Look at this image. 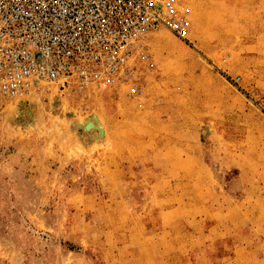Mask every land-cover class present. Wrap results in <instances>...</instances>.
<instances>
[{"label": "rangeland", "instance_id": "1", "mask_svg": "<svg viewBox=\"0 0 264 264\" xmlns=\"http://www.w3.org/2000/svg\"><path fill=\"white\" fill-rule=\"evenodd\" d=\"M182 1L192 18L190 43L166 27L146 39L156 67L138 72L141 105L127 85L0 96V264L255 259L263 246L253 221L264 210V0ZM237 19L244 28L233 27ZM182 117L191 127L175 128ZM92 118L97 126L87 127ZM209 126L230 138V153L239 139L247 151L242 170L210 159L217 153ZM174 128L193 131L214 189L200 186L203 170L195 173L197 186L184 187L187 174L134 156L141 135L150 136L151 147L169 148L170 140L157 144L155 133ZM114 164L122 169L126 204L120 189L114 195L107 186ZM112 225L132 235H106Z\"/></svg>", "mask_w": 264, "mask_h": 264}, {"label": "built area", "instance_id": "2", "mask_svg": "<svg viewBox=\"0 0 264 264\" xmlns=\"http://www.w3.org/2000/svg\"><path fill=\"white\" fill-rule=\"evenodd\" d=\"M189 15L182 0H0V96L127 85L141 105L148 34L166 27L190 43Z\"/></svg>", "mask_w": 264, "mask_h": 264}, {"label": "crops", "instance_id": "3", "mask_svg": "<svg viewBox=\"0 0 264 264\" xmlns=\"http://www.w3.org/2000/svg\"><path fill=\"white\" fill-rule=\"evenodd\" d=\"M192 19V18H191ZM237 22V23H236ZM240 22V23H238ZM257 24V21L254 20V24ZM228 24V23H226ZM225 26H229L231 27V25H226ZM235 27H242L244 28V21H240L239 19L235 20V23H232ZM255 26V25H253ZM161 28L156 29L154 31H151L147 38L149 39V37L151 35H155L156 36V32H158ZM191 30V29H190ZM243 32H241L242 34ZM236 37L238 38L239 36L236 34ZM178 38V37H176ZM180 39V38H178ZM183 41V40H182ZM177 42V41H176ZM184 43H186L185 41H183ZM154 59H153V63H154ZM154 67H156V64L154 65ZM183 118V117H182ZM181 119V118H180ZM178 119V121L176 122L175 128L177 127H191V119L188 117H185L183 119ZM180 120V121H179ZM209 122H212V120H208L207 124H209ZM157 126L159 124L162 123V121H158L157 122ZM175 128L172 131H158L155 133V138L156 140H158L159 144V140H170V147L166 148L163 143L161 145H156L151 147L150 144H147V141L150 139V136H142L141 135V146L139 148V150L137 149H133V154L134 156L136 154H138L141 157H149L150 160L152 161V165L156 166V168L161 169V168H165L166 166H170V168H172L174 171H177L182 174H187L186 180H185V184L183 185L184 187H189L192 188L193 186H197L196 185V174L198 170H203L206 172V180H204V183L202 185H200L203 188H209V189H214V181L212 179V175H211V169L208 167L207 162H204V156H203V147L200 146V144L196 141V137L193 133H189V132H193V131H188V132H184L182 133L180 130L179 131H174ZM136 137L138 135H135ZM208 138L212 141V150L215 151L217 154L216 156H213V153H211L210 155V159H213L214 161L219 162L221 165H224L226 163V161H230L232 165H234L235 167H237L238 169L242 170V162L244 161V156L247 154V151L244 150V148L241 146V144L239 143V139H236V144H234V152L230 153L229 151H227L226 149V143L228 144L230 138L226 137V135L222 132L219 131L216 127L214 126H209V134H208ZM182 139H186V142H181ZM235 141V140H234ZM233 141V142H234ZM158 146V147H157ZM227 151V152H226ZM164 156V157H163ZM167 157V158H165ZM64 161H66L67 163L71 162L69 157H62ZM215 164H217L216 162H214ZM109 168V172H108V177L106 176V180H107V186L110 188V192H113L115 195V191L114 189H120V204L124 203H128V197H125L123 194V187H125L124 184V180L122 178H120V171L122 170L121 168H119L118 166H116V164L112 165V166H108ZM168 168V167H166ZM117 176H119V178H117ZM256 186V183H255ZM264 186V184L262 185ZM261 186V187H262ZM117 194V193H116ZM114 196L110 197V199H112ZM116 197V196H115ZM114 203H117L118 201L114 200L112 201ZM183 202V201H182ZM205 202V201H204ZM184 203L187 204H191L190 200L188 199L187 201H185ZM173 210V209H172ZM171 210V211H172ZM263 214H256L254 215V221L253 224L256 225V229H258L260 231V234H262V238H260V243L262 241V245L264 246V210H262ZM167 212H170V210H167ZM165 213V212H163ZM177 214V213H176ZM165 216L167 215H161L162 217V221H165L167 219H165ZM177 216V215H175ZM182 217V215H180ZM180 216L174 217L177 218V220L180 221ZM113 218H117V215H115ZM168 219V221H173L175 222V219ZM185 219V218H184ZM255 222V220H257ZM164 223V222H163ZM115 225H112L108 228H106L105 233L106 235H116L119 236L121 234L124 235H132L131 232H125L122 230L119 231H115L117 230V228H115ZM255 230V228H254ZM189 234L191 235L192 232L188 231ZM263 246H259L256 248V255H255V259H251L249 261H242V263L240 264H264V247ZM105 249V247H104ZM258 249V251H257ZM108 250V249H106ZM257 252H259L257 254ZM244 262V263H243ZM85 264H88L87 262H85ZM146 264H149L146 263ZM155 264V262H154ZM204 264H217V263H213V262H206Z\"/></svg>", "mask_w": 264, "mask_h": 264}, {"label": "bare ground", "instance_id": "4", "mask_svg": "<svg viewBox=\"0 0 264 264\" xmlns=\"http://www.w3.org/2000/svg\"><path fill=\"white\" fill-rule=\"evenodd\" d=\"M26 111V110H25ZM97 124V119H93L92 120H89V123L87 124V127H92V126H95ZM97 126V125H96ZM95 128V127H94Z\"/></svg>", "mask_w": 264, "mask_h": 264}]
</instances>
